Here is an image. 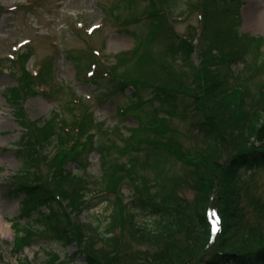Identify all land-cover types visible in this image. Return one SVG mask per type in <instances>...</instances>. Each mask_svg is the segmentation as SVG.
I'll list each match as a JSON object with an SVG mask.
<instances>
[{
	"label": "trees",
	"instance_id": "16d2710c",
	"mask_svg": "<svg viewBox=\"0 0 264 264\" xmlns=\"http://www.w3.org/2000/svg\"><path fill=\"white\" fill-rule=\"evenodd\" d=\"M230 1L200 0L199 33L181 37L167 20L170 0H146L143 17L150 20L151 29L142 49L113 55L115 64L93 72L119 94L133 89L127 99L131 111L149 104L153 109L146 122L134 115L137 125L128 135L116 129L122 145L107 141L110 130L88 112L72 123L57 124L53 117L42 123L29 120L21 99L39 93V85L25 67L30 54L24 52L16 60L21 75L6 101L25 131L13 151L22 180L12 181L11 194L21 197L20 216L28 218L25 226L15 223L16 254L41 241L77 248L61 258L43 247L41 264H264V237L257 241L249 234L243 244V237L237 235L250 223L249 214L255 217L252 210H259L248 203L243 186L256 169L264 168V80L254 90L250 85L264 73V58L259 52L249 67L250 76L244 78L242 69L231 67L239 59L243 36L237 15L225 16ZM159 38L164 47L153 52L151 45ZM252 40L258 52L263 39ZM126 59L132 64L118 71L117 65L126 64ZM145 91H150L149 98L144 99ZM126 111L118 112L124 116ZM173 118L187 122L194 131L198 141L194 152L177 137ZM50 147L60 152L49 165L44 153ZM135 151L145 152L144 159L133 156ZM91 152L100 157L105 182L101 194H118L110 199L108 214L95 225L79 218L90 207L92 191L81 176L65 168L74 163L76 170L85 171L88 164L80 160ZM114 153L130 157L121 162ZM42 162L50 166L48 174L42 173ZM186 162L188 166L182 167ZM188 174L192 199L179 194L178 185L185 184ZM124 183L129 186L128 196L119 191ZM211 213L218 221L217 230L211 225ZM77 255L83 258L81 263L73 262ZM17 264L33 263L19 257Z\"/></svg>",
	"mask_w": 264,
	"mask_h": 264
},
{
	"label": "rangeland",
	"instance_id": "374dc122",
	"mask_svg": "<svg viewBox=\"0 0 264 264\" xmlns=\"http://www.w3.org/2000/svg\"><path fill=\"white\" fill-rule=\"evenodd\" d=\"M169 3L166 16L175 34L181 37L187 33L198 34L201 26L200 0H170ZM145 6L146 0H0V264H17L19 257H27L33 264H41L43 247L53 250L61 258L77 251L73 245L62 249L41 241L33 242L21 254L14 251L17 236L15 223L21 226L28 224V218L20 216L21 197L11 194V179L22 180L20 162L11 149L20 141L23 130L6 101L10 99L7 92L18 87V77L21 75L20 64L16 60L24 52L30 54L25 67L28 72L36 75V83L39 85V93L21 99L29 120L43 122L53 117L57 124L62 120L72 123L88 112L95 121L110 130L106 136L107 141L113 139L116 144L122 145L115 134L116 129L122 135H128L129 129L137 125L134 115H139L146 122L153 109L149 104L141 110L131 111L127 102L128 95L133 92L131 87L119 94L105 79H96L88 71L92 63L97 66V70L105 69L117 62L112 58L113 55L135 47L142 49L151 29L150 20L143 17ZM236 15L240 20L238 30L243 40L238 47L239 59L231 67L242 69L240 76L244 78L250 76L252 68L249 67H252L260 53L264 58V43L257 52L255 48L258 45L252 40L261 37L264 42V0L230 1L229 12L225 16L230 18ZM163 42L162 38L157 39L151 45L152 51L162 50ZM193 60L199 64L196 54L193 55ZM124 62L126 64L117 65L118 71L125 65L130 66L133 61L126 59ZM262 80L264 73L250 80L251 88L254 90ZM143 96L144 99L149 98L150 91L143 92ZM123 108L127 109V114L121 116L118 111ZM190 116L191 113L187 117ZM172 123L179 132L177 137L182 140L184 147L194 152L198 141L193 138L194 131L191 132L188 123L179 118H173ZM57 149L50 147L44 153L49 165L60 152V148ZM132 154L139 156L141 160L145 156V152L135 151ZM113 156L119 157L121 162L130 157L120 156L119 153H114ZM85 157L84 153L80 160L86 166L88 164L85 171L76 170L74 163L65 164V168L81 176L92 191L88 197L90 207L79 218L95 225L102 222L108 214L110 199L115 200L118 194L109 197L101 194L105 182L99 154L91 152ZM184 164L188 166L186 162L181 164L182 167H185ZM45 165L42 162L41 171L48 174L50 166ZM175 167L179 170L180 163L175 164ZM252 174L243 187L247 190L248 203L253 202V206L259 210H252L255 217L249 214L250 223L237 232V235L243 237V244L247 243L249 234L257 241L264 237L261 233L264 229L259 230L264 223V168L256 169ZM189 175H184L185 184L179 183L178 186L180 195L192 199L194 192L188 186ZM119 191L128 196L129 186L124 183L119 186ZM126 201L128 198H125ZM245 202L244 199L243 203ZM249 228L256 233H250ZM251 244L252 247L255 246ZM82 261L80 255L73 260L75 263Z\"/></svg>",
	"mask_w": 264,
	"mask_h": 264
},
{
	"label": "bare ground",
	"instance_id": "6f19581e",
	"mask_svg": "<svg viewBox=\"0 0 264 264\" xmlns=\"http://www.w3.org/2000/svg\"><path fill=\"white\" fill-rule=\"evenodd\" d=\"M0 231H2L1 227H0Z\"/></svg>",
	"mask_w": 264,
	"mask_h": 264
}]
</instances>
